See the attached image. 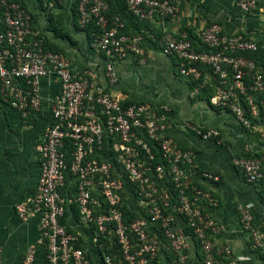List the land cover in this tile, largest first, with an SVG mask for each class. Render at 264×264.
Segmentation results:
<instances>
[{"label":"built area","instance_id":"1","mask_svg":"<svg viewBox=\"0 0 264 264\" xmlns=\"http://www.w3.org/2000/svg\"><path fill=\"white\" fill-rule=\"evenodd\" d=\"M61 1L46 5L55 8ZM123 2L125 14L141 22L178 13L169 0ZM235 2L245 14L255 6V0ZM76 11L79 27L92 30L90 48L105 58L104 83L92 70L74 72L62 53L45 49L33 16L19 0H0V100L23 118L34 112L45 121L36 147L35 192L14 205L21 221L38 219V238L23 263L35 264L43 246L42 264H238L241 258L230 246L213 241L219 228L208 209L214 200L203 184L219 177L197 168L194 151L166 134L163 108L124 103L111 93L118 83L116 62L136 55L145 63L142 35L123 31L124 21L108 15L106 0H77ZM197 38L194 44L189 32L165 33L161 53L178 60L179 74L195 82V94L213 82L209 104L227 109L242 126H251L247 113L264 119L257 44L242 34H223L219 23ZM50 77L59 92L44 111L41 80ZM187 126L203 140L217 136ZM231 162L248 183L264 189L261 157ZM239 218L252 249L264 257V226L248 207L239 209Z\"/></svg>","mask_w":264,"mask_h":264},{"label":"crops","instance_id":"2","mask_svg":"<svg viewBox=\"0 0 264 264\" xmlns=\"http://www.w3.org/2000/svg\"><path fill=\"white\" fill-rule=\"evenodd\" d=\"M19 1L33 16V28L51 49L66 57L74 72L89 69L105 82L102 77L105 58L90 48L86 29L77 23V0H62L55 8L40 4L39 0ZM169 1L178 7L175 18L128 22L127 31L143 37L145 63L141 64L136 55L116 62L118 83L111 93L124 103L147 102L163 108L169 124L166 134L194 151L197 168L219 177L218 182L203 184L214 200V205L208 208L219 228L213 237L214 244L230 246L234 257L241 258L238 264H264V257L252 249L239 218V209L248 207L254 220L264 226V189L260 184L248 183L231 162L234 157L250 156L264 161V119L249 115L251 126L246 128L227 109L211 106L208 96L213 90L208 86L206 92L195 94V82L181 76L178 60L164 56L160 47L165 33L177 36L185 31L197 37L208 25L219 23L223 34H242L257 44L254 57L264 72V0H255L248 14L243 13L235 0ZM117 7L112 0L111 11ZM53 28L60 34H55ZM207 83L211 85V81ZM41 90L42 109L48 111L59 92L57 80L42 79ZM44 124L42 115L32 112L23 118L0 100V264H24L27 248L38 238V219L21 221L14 205L35 192L40 170L36 147ZM188 124L214 130L217 136L203 140Z\"/></svg>","mask_w":264,"mask_h":264},{"label":"trees","instance_id":"3","mask_svg":"<svg viewBox=\"0 0 264 264\" xmlns=\"http://www.w3.org/2000/svg\"><path fill=\"white\" fill-rule=\"evenodd\" d=\"M107 2H108V4H109V7H110V9H111V6H112V0H106ZM113 1H116L117 2V8H116V10L115 11H111L108 15L109 16H115V15H118L123 21H124V23H125V28H124V30L123 31H127V24H129L128 22H133V21H135V19H133L131 16H129V15H126L125 14V7H124V2H123V0H113ZM38 2H40V4H44V3H46V4H48L49 2H50V0H39ZM59 4V3H58ZM57 4V5H58ZM75 13L77 14V11H76V8H75ZM76 19H77V15H76ZM52 31L55 33V34H60V32L56 29V28H53L52 29ZM86 32H87V34H88V36H89V41H90V39H91V32H92V30H90L89 28H87L86 29ZM128 32V31H127ZM189 38H190V40L194 43V44H196L197 42H198V38L197 37H195V36H192L190 33H189ZM44 47H45V49H48V50H53V51H57V50H54V49H51L50 48V46H48L47 45V43L45 42V39H44ZM202 71L204 72V73H207V72H209L206 68H203L202 69ZM213 85V86H212ZM207 86V87H206ZM206 88H204V90H201L202 92L203 91H207L206 89L208 88V86H209V88L208 89H212L213 90V92H212V94L214 93V83L213 82H211V85L209 84V83H207L206 84ZM212 94H209V98L212 96ZM209 100V99H208ZM127 103H129V102H127ZM257 104H259L258 103V100H257ZM245 107H246V111L248 112L249 111V107L248 106H246L245 105ZM247 116L249 117V119H250V121H252V119H251V117L249 116V113H247ZM262 118V117H261ZM45 247H43V246H40L39 248H38V250H37V254H36V260H35V264H42L43 263V261H44V258H45Z\"/></svg>","mask_w":264,"mask_h":264}]
</instances>
